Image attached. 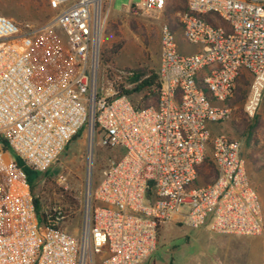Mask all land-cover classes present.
<instances>
[{"label":"built area","instance_id":"obj_1","mask_svg":"<svg viewBox=\"0 0 264 264\" xmlns=\"http://www.w3.org/2000/svg\"><path fill=\"white\" fill-rule=\"evenodd\" d=\"M48 1L55 14L44 24L0 15V264H85L103 252L102 264H139L172 221L225 235L264 233L241 143L212 129L233 116L243 72L244 115L254 118L264 98V0H186L176 16L184 45L197 50L178 53L175 31L161 26L160 93L141 109L107 96L98 77L111 0ZM167 2L128 7L160 12ZM86 125L120 153L95 187L87 184L78 239L60 227L57 208L39 223L29 173L46 172ZM205 157L217 175L194 185Z\"/></svg>","mask_w":264,"mask_h":264},{"label":"rangeland","instance_id":"obj_2","mask_svg":"<svg viewBox=\"0 0 264 264\" xmlns=\"http://www.w3.org/2000/svg\"><path fill=\"white\" fill-rule=\"evenodd\" d=\"M139 1L111 0L106 4L108 13L101 37L100 59H106L109 55L111 64L100 60L98 77L100 82L104 83L107 96L112 93L105 75L107 72L112 71L115 77H118V74L123 76L125 72L131 73L135 69H143L144 72L158 69L160 29L163 24L170 25L175 31L178 53L196 51L193 46H189L188 50H182L184 40L176 14L184 12L182 8L187 6L186 2L172 0L169 6L167 5L160 12L137 11L128 7L131 4H138ZM54 14L55 10L48 0H0V15L10 17L17 22L44 24ZM216 22L220 23L217 19ZM115 47H117V53L111 57L110 51ZM244 80L249 84L250 76L247 72H243L238 79V86L245 91L246 95L248 85H242ZM237 97L234 92L231 101L234 107L233 116L225 123L215 125L217 127L215 132H224L241 143V154L245 160L249 185L257 196L261 216L264 218V98L255 117L249 119L242 111L244 98L234 102ZM241 122L256 126L251 138L247 139L246 135H239L234 129ZM119 153L118 150L112 151L102 147L99 131L94 128L92 132L86 125L64 147L57 161L46 172L29 173L30 181L33 176H37L34 192L40 197L43 213L52 212L53 208H57L61 214L65 215L60 227L79 239L87 184L90 183L92 187H95L108 158ZM211 181L209 179L206 182L200 176L198 184L204 185ZM71 200L73 204H70ZM190 230L176 221L169 222L167 226L159 230L152 254L139 264H180L179 262L183 264L180 261L183 257L189 262L188 264H195L196 260H201L202 252L199 244L193 241ZM243 237L245 238L243 248H249V251L252 249L254 254L257 245L264 248V233L256 236L243 235ZM104 256V252L87 256L85 264H102Z\"/></svg>","mask_w":264,"mask_h":264},{"label":"trees","instance_id":"obj_3","mask_svg":"<svg viewBox=\"0 0 264 264\" xmlns=\"http://www.w3.org/2000/svg\"><path fill=\"white\" fill-rule=\"evenodd\" d=\"M183 1L186 2V0ZM166 7L167 4L165 8ZM182 10L187 11V6L183 7ZM204 18L208 19V17L205 16ZM217 20L220 22L218 24L224 25V22L221 19L217 18ZM110 53H111V57H113V55L117 53V47L111 49ZM100 60L102 62H105L106 64L108 63L111 64L109 55L106 59L101 58ZM125 73L126 74H123V76L121 74H118L119 75L118 77H115L116 75L112 71L107 72L105 74L108 83L110 84V88L114 92V96H126L130 100V102L135 106L136 109L155 106L157 104L158 96L161 88V81L159 79L157 70H147L144 72L143 69L142 70L135 69L132 70L131 73L130 71H127ZM239 77L236 79V91H235L238 97L236 100H234V102L242 100L245 96V91L238 86ZM245 80L242 82V85L243 86L249 85L248 81ZM234 129L238 132L239 135L241 136L246 135L247 139H249L252 137L254 131L256 130V126L241 122L239 126L234 127ZM206 163H209L210 165H207ZM216 175L217 174L214 165L207 157H205L199 169L197 170V178L194 180L193 183L194 185H199L198 179L200 178V176L207 182L209 179L210 180L214 179ZM36 180H37V176H33V179L30 181V191L33 197L35 214L37 216L39 223L42 224L45 221V214L43 213L42 210L43 206L40 197L37 196L34 192ZM151 196H152V188L149 187L146 192V198L148 199ZM70 204H73L72 200Z\"/></svg>","mask_w":264,"mask_h":264},{"label":"crops","instance_id":"obj_4","mask_svg":"<svg viewBox=\"0 0 264 264\" xmlns=\"http://www.w3.org/2000/svg\"><path fill=\"white\" fill-rule=\"evenodd\" d=\"M171 2L172 0H168L167 5ZM188 47L187 45H182V50H188ZM195 50L197 49L195 48ZM216 128V126L212 127L214 132ZM168 224L162 225L158 229V233L159 230ZM190 235L193 236V241L199 244L202 252L201 260H196L195 264H264V248L261 245H257L255 254L252 249L249 251V248H243L245 238L241 235L215 233L210 230L207 224L197 229H191ZM180 261L183 264L189 263L185 260V257L180 259ZM179 263L181 264V262Z\"/></svg>","mask_w":264,"mask_h":264}]
</instances>
